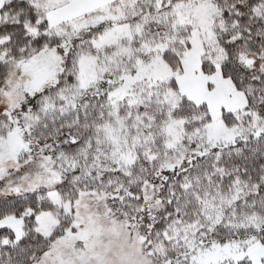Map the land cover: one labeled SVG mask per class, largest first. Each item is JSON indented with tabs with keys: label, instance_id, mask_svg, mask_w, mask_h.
I'll return each instance as SVG.
<instances>
[{
	"label": "snow or ice",
	"instance_id": "1",
	"mask_svg": "<svg viewBox=\"0 0 264 264\" xmlns=\"http://www.w3.org/2000/svg\"><path fill=\"white\" fill-rule=\"evenodd\" d=\"M264 264V0H0V264Z\"/></svg>",
	"mask_w": 264,
	"mask_h": 264
},
{
	"label": "rangeland",
	"instance_id": "2",
	"mask_svg": "<svg viewBox=\"0 0 264 264\" xmlns=\"http://www.w3.org/2000/svg\"><path fill=\"white\" fill-rule=\"evenodd\" d=\"M86 209L87 212L82 209V216L85 219L91 218L90 243L96 251L103 253L110 264H114V261L120 264L121 253L136 251V242L124 226L104 215L102 208ZM56 247L65 261L70 264H81L78 252L84 248L83 241L68 239L61 241ZM89 264H95V260H90Z\"/></svg>",
	"mask_w": 264,
	"mask_h": 264
},
{
	"label": "clouds",
	"instance_id": "3",
	"mask_svg": "<svg viewBox=\"0 0 264 264\" xmlns=\"http://www.w3.org/2000/svg\"><path fill=\"white\" fill-rule=\"evenodd\" d=\"M89 208L94 210V206H90ZM84 211L87 212L88 209H84ZM114 264H118V261H114Z\"/></svg>",
	"mask_w": 264,
	"mask_h": 264
}]
</instances>
